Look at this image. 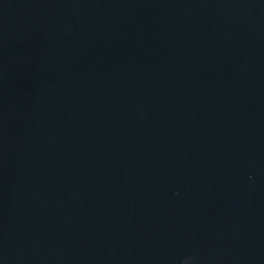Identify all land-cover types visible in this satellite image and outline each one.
<instances>
[{"label": "water", "instance_id": "1", "mask_svg": "<svg viewBox=\"0 0 264 264\" xmlns=\"http://www.w3.org/2000/svg\"><path fill=\"white\" fill-rule=\"evenodd\" d=\"M0 264H264V0H0Z\"/></svg>", "mask_w": 264, "mask_h": 264}]
</instances>
